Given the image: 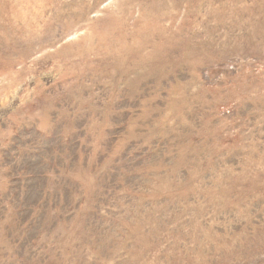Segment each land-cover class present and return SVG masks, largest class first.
Here are the masks:
<instances>
[{"label": "rangeland", "instance_id": "374dc122", "mask_svg": "<svg viewBox=\"0 0 264 264\" xmlns=\"http://www.w3.org/2000/svg\"><path fill=\"white\" fill-rule=\"evenodd\" d=\"M0 264H264V0H0Z\"/></svg>", "mask_w": 264, "mask_h": 264}]
</instances>
